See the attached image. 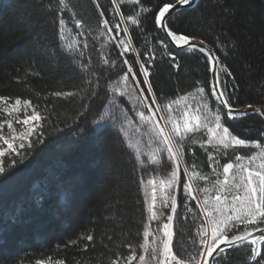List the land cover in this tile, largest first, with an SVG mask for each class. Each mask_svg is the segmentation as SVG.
Here are the masks:
<instances>
[{"label":"trees","instance_id":"trees-1","mask_svg":"<svg viewBox=\"0 0 264 264\" xmlns=\"http://www.w3.org/2000/svg\"><path fill=\"white\" fill-rule=\"evenodd\" d=\"M96 2L106 17L113 23L118 22L119 17L111 15L112 0H65L76 18L84 22L90 45L85 56L92 57L91 68L101 76L92 113L77 126L72 117L80 110V97L64 99L50 95L56 91L83 89L91 76V72L81 69L75 52L66 48L67 44L82 39L75 21L70 19L71 13L64 16L67 23L61 41L56 16L62 7L59 0H0V95L31 99L52 114V124L45 123V144L37 145L27 161L12 170L7 184H0V264H35L36 260L47 261L49 257L63 259L65 264H110L116 252L128 254L124 247L127 243L139 251L147 215L143 207L147 186L139 185L137 175H143L145 180L160 179L171 171L165 157L159 164L148 165L138 172L140 165L135 152L122 142L123 137L114 129L93 131L95 125L90 121L96 118L98 109L105 111L101 101L106 103L108 82L117 87L127 67L118 56L120 49L106 44V36H99ZM141 3L155 9L159 0H141ZM137 8L124 0L120 11L126 16ZM173 20L174 30L191 34L217 49L222 64L235 77L232 79L220 72L221 79L227 81L228 90L232 91V103L238 107L264 105V0H196L178 15L173 13ZM143 26V32L137 30L132 34L133 50L127 54L129 63L137 59V52L141 53L139 59L145 61L147 53L155 52L156 58L146 66L163 102L188 96L189 103L195 107L192 98L196 96V88L205 87L211 81L204 59L169 44L164 32L155 29L150 14H145ZM160 40L168 45L166 50L157 43ZM101 49L110 60L116 61L114 68L103 72L100 69L107 66L102 64ZM165 51L176 54L179 70L171 67ZM122 102L131 108L127 97ZM209 106L213 111L222 110L214 99ZM228 126L241 138L254 140L264 128V118L251 113L247 119L230 122ZM53 127L63 131H52ZM127 131L128 139L143 153L154 150L135 126H129ZM208 139L206 131L201 129L185 141L183 163L189 171L209 177L207 184L196 181L200 187L211 188L217 179L213 167L223 180L224 163L235 162L236 155L248 157L256 151L254 148L229 149L224 156L222 152L215 153L211 144L207 145L208 151L200 147ZM210 153L219 164L208 159ZM182 195L177 197L178 215L173 221V250L177 254L195 250L189 244V234L194 235L196 225L190 215H185ZM157 207H161L159 199ZM88 234L94 237L91 243L84 239ZM85 243H89L86 251ZM249 253L247 246L232 249L227 254V262L249 264ZM215 264H224V259Z\"/></svg>","mask_w":264,"mask_h":264},{"label":"snow or ice","instance_id":"snow-or-ice-1","mask_svg":"<svg viewBox=\"0 0 264 264\" xmlns=\"http://www.w3.org/2000/svg\"><path fill=\"white\" fill-rule=\"evenodd\" d=\"M128 2L138 8L133 14L125 16L120 11L124 0H112L111 15L119 17L116 23L110 22L96 2L101 29L99 36H106V44L120 49L118 56L123 58L122 64L127 67L117 87L113 88L111 82H108L106 103L101 101L105 111L98 109L96 118L90 123L95 125L93 131L114 129L118 136L124 138L122 142L135 152L140 165L138 172L148 165L159 164L165 157L171 171L166 178L160 179L145 180L143 175H137L139 185L147 186L143 198V207L147 213L141 234L143 242L138 245L139 251L132 243H127L124 247L128 254L116 252L110 264H215L221 258L224 264H228V252L243 246L250 249L247 255L249 264H264V128L260 130L259 138L253 140L241 138L228 126L230 122L247 119L250 112L264 117V105L246 104L238 107L232 103V91L228 90L227 81L221 79L220 72L226 77H235L228 66L222 64L217 49L209 47L202 39L173 29V13L178 15L184 6L191 5L192 0H159L155 9L144 7L141 0ZM59 4L62 7L56 12L58 36L63 41V28L67 23L64 16L71 13L70 19L75 21L82 39L67 44L66 48L69 52H75L81 69L85 73L91 72V76L85 81L83 89L56 91L50 95L64 99L80 97V110L72 117L73 123L79 126L78 122L86 120L92 113L99 95L97 89L101 87V76L91 68L92 57L85 56L90 45L84 22L76 18L65 0H59ZM145 14L151 15L155 29L164 32L178 50L187 49L193 55L203 58L208 71L212 73V79L205 87L196 88V96L192 98L195 107L189 103L188 96L163 102L154 89L150 69L146 66L156 58L155 52L147 53L146 61L139 59L141 53L137 52V59L129 63L127 54L133 50L132 34L137 30L144 31ZM157 43L165 50L168 47L163 40ZM164 54L170 60L171 67L179 70L176 54L171 51H165ZM100 55L102 64L107 66L100 69L101 72L116 66V61L104 55L102 49ZM125 97L127 102H131V108L124 106L122 101ZM212 99L222 110H212L209 106ZM0 115L5 117L0 119V184H7L12 170L23 165L37 145L45 144V123L52 124V114L47 108L42 109L40 105L34 104L31 99H13L0 95ZM129 126H135L137 132L147 137V145L154 149L150 154L143 153L137 144L128 139ZM201 129L209 137L206 144H200L205 151H208V144L213 146L215 153L222 152L224 156H227L229 149H256L251 156L236 155L235 162L224 163L221 166L223 180L219 179L221 174L213 167L212 172L217 179L211 188L197 185V180L207 184L209 177L195 170L189 171L183 163L186 139ZM52 131L62 132L63 129L53 127ZM80 131L84 133L85 129ZM192 154L195 155L194 152ZM208 159L213 164H219L214 154L210 153ZM195 168L193 164L192 169ZM181 193L185 215H190L196 225L194 235L189 234V244L195 250L187 251L186 254H177L173 250V221L178 215L177 197ZM158 199L161 205L159 208ZM165 210H168L167 214ZM153 222H156L155 228ZM84 239L91 243L94 237L88 234ZM71 243L75 244L76 241ZM89 243L84 244L85 251ZM35 264H65V261L49 257L47 261L38 259Z\"/></svg>","mask_w":264,"mask_h":264},{"label":"water","instance_id":"water-1","mask_svg":"<svg viewBox=\"0 0 264 264\" xmlns=\"http://www.w3.org/2000/svg\"><path fill=\"white\" fill-rule=\"evenodd\" d=\"M196 2V0H192V3H191V5H193L194 3ZM190 5V6H191ZM186 7H189V6H184L183 8H186ZM165 34V33H164ZM166 36V35H165ZM167 38V37H166ZM167 41H168V43L169 44H171L174 48H176L172 43H171V41L167 38ZM177 49V48H176ZM178 50V49H177ZM179 51H181V50H179ZM210 78L212 79V73L210 72ZM249 114H251V112L249 113ZM264 118V117H263Z\"/></svg>","mask_w":264,"mask_h":264},{"label":"rangeland","instance_id":"rangeland-1","mask_svg":"<svg viewBox=\"0 0 264 264\" xmlns=\"http://www.w3.org/2000/svg\"><path fill=\"white\" fill-rule=\"evenodd\" d=\"M247 161H245V163H246ZM257 163H259V161H257Z\"/></svg>","mask_w":264,"mask_h":264},{"label":"built area","instance_id":"built-area-1","mask_svg":"<svg viewBox=\"0 0 264 264\" xmlns=\"http://www.w3.org/2000/svg\"><path fill=\"white\" fill-rule=\"evenodd\" d=\"M111 23H113L111 20H110Z\"/></svg>","mask_w":264,"mask_h":264}]
</instances>
